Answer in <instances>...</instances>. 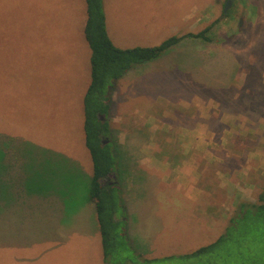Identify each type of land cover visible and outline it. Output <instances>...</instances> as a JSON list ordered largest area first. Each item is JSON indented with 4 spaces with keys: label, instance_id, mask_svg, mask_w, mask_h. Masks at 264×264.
I'll list each match as a JSON object with an SVG mask.
<instances>
[{
    "label": "rangeland",
    "instance_id": "374dc122",
    "mask_svg": "<svg viewBox=\"0 0 264 264\" xmlns=\"http://www.w3.org/2000/svg\"><path fill=\"white\" fill-rule=\"evenodd\" d=\"M228 1L103 0L112 22H120L111 23L113 35L136 47L159 46L214 24L211 42L183 40L116 83L108 115L115 133L105 142L129 141L145 148V159L157 147L171 160L176 155L196 164L199 187L227 199L221 211L212 205L205 220L216 218L218 227L202 240L196 232L204 199L165 198L160 170L137 169L131 188L117 171L104 182L121 191L118 218L125 219L120 231L128 249L121 260L107 262L97 210L87 198L93 162L83 127L92 55L86 0H0V264H144L145 258L178 257L216 241L241 203L259 202L264 113L253 115L249 107L260 101L251 77L264 56V0L257 19L243 0L225 14ZM189 13L190 30L173 35ZM230 60L242 67L228 87L221 73ZM259 77L264 83V65ZM227 91L240 108L229 106ZM257 246L224 248L212 264H244L241 254ZM200 260L206 258L191 264Z\"/></svg>",
    "mask_w": 264,
    "mask_h": 264
},
{
    "label": "trees",
    "instance_id": "16d2710c",
    "mask_svg": "<svg viewBox=\"0 0 264 264\" xmlns=\"http://www.w3.org/2000/svg\"><path fill=\"white\" fill-rule=\"evenodd\" d=\"M243 1L254 9L255 19H257L261 7L260 3L263 0ZM86 3L85 38L91 48L92 55L91 83L84 97L83 127L85 144L93 162V174L89 182L87 198L89 202L95 205L97 210L104 254L108 262L112 258L115 259L111 261L121 260L124 255L122 252L128 249L127 240L120 231L125 219L118 218V213H122V209L124 210L120 202L122 198L121 191L117 188L118 184L104 182L106 178L116 173L119 165L126 160L120 144L114 143V141L104 144L105 139L110 138L112 140V136L115 133L112 129L111 121L108 119L112 107L111 93L116 87V83L124 78L135 66L156 60L173 46L179 44V42L189 38L211 42L212 39L209 33L212 31L214 24L199 33H191L185 37L172 36L159 46L123 49L117 47L109 36L103 0H86ZM255 19L253 16L250 23H254ZM248 36L251 35L249 34ZM213 56L217 57L218 54L205 55L203 59L206 61V58H212ZM221 62L223 63V61ZM259 62L255 63V69L251 77L253 78V82H251L253 88H255L257 97L260 99L258 104L249 107V111L253 115L264 113V83L263 81L261 82L259 77L264 65V56L261 57ZM224 66L226 68L223 69L221 74L227 76L229 87L242 64L238 61L230 60L225 61ZM216 74H220V72ZM228 91L223 93L227 101L229 100L228 96H231ZM228 104L234 109L240 108L237 102L234 103L229 100ZM253 238L256 239L253 240ZM251 241L257 242L259 246L250 250L254 252H251L249 256L241 254L243 256L241 260L244 261V264H264V193L260 195L258 203H241L236 216L230 219L226 232L213 243L178 257L173 255L162 258H145L142 259V262L144 264L175 263L178 259L179 262L182 261L184 264H191V262H194L192 261L193 259L206 258V260H200L201 262L199 261L198 264H212V257H220L221 254L219 252L224 248L226 250L232 248L231 246L240 248ZM138 257L140 258V256Z\"/></svg>",
    "mask_w": 264,
    "mask_h": 264
},
{
    "label": "crops",
    "instance_id": "0c3cea01",
    "mask_svg": "<svg viewBox=\"0 0 264 264\" xmlns=\"http://www.w3.org/2000/svg\"><path fill=\"white\" fill-rule=\"evenodd\" d=\"M107 11L108 14L107 12H105L107 30L113 43L117 47L123 49L136 47L131 45L134 44V42L126 41L123 37L119 35V33L117 34L114 33L113 35V33L111 32V23L114 25V24H120V22L114 23L115 20H113L112 22L111 8L110 10ZM191 17H192L191 13H189V15L188 14L184 15L181 19V23L179 27L174 29L175 32L172 34L174 35L175 33H178L180 29L181 30L183 29V27H187L190 30L189 22ZM116 142L121 145L122 150L126 156L125 162L119 165L117 171L120 172V174L122 173L123 178H125V180L128 182L129 188H131L135 183L132 174H136L137 169H141V170L147 169L150 172H152L153 170H160L164 175V179L162 182H159V184L163 186V190H165V198H184L185 200L192 203H199L205 200V203L198 208V211H201V216L199 215L197 219V223L199 224V230L196 233H198L200 239L202 238V240H207L209 236L208 233L214 232L215 228L218 227V223L216 222L217 221L216 218L208 220L207 222L205 218L209 214L212 215L213 210L216 209L212 205H215V203L220 204L219 209L217 210L221 211V209H223L221 205L223 203H227V199L224 200V198H213L212 196L213 192L211 191L210 188L205 186L208 190L207 189L204 190L203 186L199 187L197 183H198V177H201V175L199 169H197L196 167V164L192 165L189 162L181 163V161L176 158V155H173V160H171L168 152L166 153V151H164L163 149H158L157 147L153 148L151 152L152 154L148 153L151 154V156L145 159V154H147V151L144 150L145 148H138L135 146L131 147L133 145L129 141H126L124 144H122L123 142L121 143L120 140ZM130 149H133L135 151L133 152L135 154V157L132 156L131 151H129ZM127 191L130 192L128 188ZM125 197H126V193L123 198ZM128 197L132 198V195L129 193ZM89 203L93 205V203L91 202ZM207 203H209V205H207ZM227 209L228 208L226 207V211ZM218 211L215 212L218 213ZM157 218L159 217L157 216ZM204 226L205 228H203ZM202 229H206V230H202Z\"/></svg>",
    "mask_w": 264,
    "mask_h": 264
},
{
    "label": "water",
    "instance_id": "95a60500",
    "mask_svg": "<svg viewBox=\"0 0 264 264\" xmlns=\"http://www.w3.org/2000/svg\"><path fill=\"white\" fill-rule=\"evenodd\" d=\"M234 1H235V0H229V1L227 2V4H226V8H225V11H224L225 14H227L229 8H231V6H232V4H233ZM106 143H107V142H104V144H106Z\"/></svg>",
    "mask_w": 264,
    "mask_h": 264
}]
</instances>
